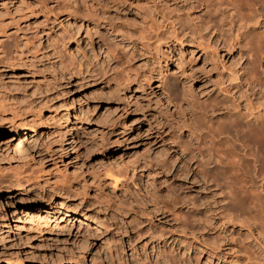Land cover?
Masks as SVG:
<instances>
[{
	"label": "rangeland",
	"instance_id": "rangeland-1",
	"mask_svg": "<svg viewBox=\"0 0 264 264\" xmlns=\"http://www.w3.org/2000/svg\"><path fill=\"white\" fill-rule=\"evenodd\" d=\"M66 1L78 13L59 19L77 44L62 46L64 29L36 17L29 40L0 49V180L28 177L34 184L26 195L0 188V264H168L149 248L127 245L130 232L143 237L156 228L167 240L199 245L201 260L209 253V264H221L222 251L181 233L169 217L189 208L201 225L208 206L212 216L219 202L204 166L194 164L183 126L191 108L203 109L216 94L219 61L188 43L139 34L145 11H185L190 0ZM19 3L0 0V16L16 13ZM107 13L127 31L122 39L87 20ZM258 30L249 33L253 73L264 67ZM23 138L26 150L18 147ZM65 203L88 219L66 215ZM206 229L220 242L218 225Z\"/></svg>",
	"mask_w": 264,
	"mask_h": 264
},
{
	"label": "bare ground",
	"instance_id": "bare-ground-1",
	"mask_svg": "<svg viewBox=\"0 0 264 264\" xmlns=\"http://www.w3.org/2000/svg\"><path fill=\"white\" fill-rule=\"evenodd\" d=\"M68 3L65 0H20L16 13L7 11L8 14L3 12L6 16H0V49L8 42H12V47H17L21 40L28 39L30 19L36 17L42 18L45 27L57 23L64 29L60 38L62 46L68 41L77 44L78 37L68 32L59 19L69 15L74 17L78 13ZM174 11L165 14L145 11L139 34L141 38L153 36L156 40L188 43L208 60L215 58L219 61L216 94L208 97L210 99L206 100L208 102L203 105L202 111L191 108L183 124L194 142L190 144V154L192 151L194 156L195 152L199 158L194 156V164L196 168L204 166V176L209 185L216 186L219 202L212 216L211 207L208 206L201 225L197 224L198 217L195 220V214L189 208L179 212V215L177 211H171L173 214L169 217H173V226L181 233H190L209 249L222 251L221 264H264V67L260 65L261 72L253 73L249 60L254 51L251 52L254 47L249 43L252 41L250 31L259 29V33L256 32L258 35L264 33V0H190L185 11ZM87 20L121 39L125 36L126 30L111 13L93 14ZM259 41L258 47L262 46ZM226 56L229 63L225 65L223 59ZM170 77L168 81L174 85ZM150 78V75L144 78L147 84ZM67 135H73L71 128H68ZM26 139L23 138L19 144L20 149H27ZM28 180V177L7 178L0 180V188L4 187L6 191L14 189L18 194L26 195L34 185ZM53 190L50 189L51 194L43 198L44 202L50 204L54 201ZM65 192H58V201L65 200ZM65 206L69 217L88 219L87 214L79 213L72 205L65 203ZM217 225L220 242L218 236L204 232L205 228L212 230ZM159 229H149L143 237L141 232L132 231L127 235V245L132 250L136 249L137 244L143 249L149 248L168 264L210 263L208 252L206 256L202 255L205 259L201 260L202 249L199 245L190 244L181 237L167 240ZM215 239L219 246H216ZM216 258L219 259L218 255Z\"/></svg>",
	"mask_w": 264,
	"mask_h": 264
}]
</instances>
